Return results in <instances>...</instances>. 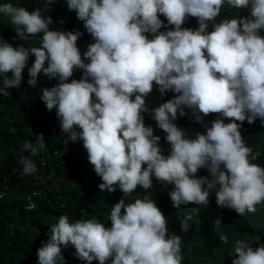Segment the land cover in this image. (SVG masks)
Listing matches in <instances>:
<instances>
[{
    "label": "clouds",
    "instance_id": "obj_1",
    "mask_svg": "<svg viewBox=\"0 0 264 264\" xmlns=\"http://www.w3.org/2000/svg\"><path fill=\"white\" fill-rule=\"evenodd\" d=\"M54 3L45 0L43 9L31 11L0 4L14 39L29 43L40 37L39 46L29 47L0 40V95L19 88L26 67L31 87L41 73L57 80L41 89L40 98L49 112L56 110L63 143L82 141L102 181L100 191L119 189L123 196L110 209V227L95 217L70 221L60 215L37 249V264H66L62 247L69 246L87 264H183L182 238L169 234L161 204L147 195L126 202L138 186L152 188L153 177L165 185L170 206L185 214L178 217L185 233L189 221L195 232L213 193L218 207L243 219L259 210L264 166L254 163L260 153L245 143L241 128L245 121L264 123V0H66L92 40L83 54L77 45L81 31L50 28L53 19L46 13ZM225 5L250 15L217 20ZM189 17L197 19V28L183 27ZM30 56L35 59L28 67ZM76 70L81 77L70 79ZM154 86L161 97L174 95L149 109L146 98ZM185 109L203 132L188 136L178 126ZM144 113L166 133L167 155ZM210 114L216 118L205 122ZM45 147L43 133L34 143L23 142V176L37 172L32 157ZM201 169L209 175L199 176ZM32 195L28 210L48 197ZM221 225L217 217L212 230L227 244V235L219 236ZM230 251V264H264V235H242Z\"/></svg>",
    "mask_w": 264,
    "mask_h": 264
},
{
    "label": "trees",
    "instance_id": "obj_2",
    "mask_svg": "<svg viewBox=\"0 0 264 264\" xmlns=\"http://www.w3.org/2000/svg\"><path fill=\"white\" fill-rule=\"evenodd\" d=\"M3 3H11L31 11L36 8L43 9L45 0H0V4ZM46 15L53 19V24L50 25L53 30L81 31L83 35L78 39L77 45L81 54L87 50V45L92 42L91 37L84 29L83 22L76 18L75 12L68 10L66 0H56ZM236 15L248 16L250 12L248 9H230L225 5L217 20ZM160 19L167 24L163 16ZM61 20L64 21L63 24L60 23ZM13 27L10 18L0 13V40L5 39L14 47L24 44V41L14 39L16 33ZM183 27L197 28V19L189 17ZM261 35H264V30H261ZM39 38L36 36L24 46H39ZM34 59V56H30L28 67ZM81 75L82 72L76 70L70 79H79ZM28 79L26 67L19 88L10 89L8 97L0 95V264H37V249L41 247L42 241H47L46 233L50 225L62 214H68L70 221L95 217L104 222L106 227H110V209L123 196L119 189L114 193L100 191L98 185L102 181L89 163L82 141H69L67 145L63 143L66 134L61 131L56 110L49 112L40 98L42 88L52 87L58 81L49 80L41 73L36 87H31L27 83ZM173 95L169 91L161 97L154 86L153 93L146 98V105L152 109ZM185 111L188 114L179 117L181 124L178 126L184 131L187 130L188 136H193L196 131L203 132L202 124L194 120L191 111ZM143 115L146 126H152L154 134L161 137L160 145L163 154L167 155L169 146L165 140L166 133L156 127L150 114ZM215 118V114L203 117L205 122ZM241 132L245 143L254 152L260 153L254 163L264 166V123L257 119L249 125L245 121ZM41 133L44 135L46 147L32 157L37 172L23 176V166L18 164L21 155H28L27 152H21L23 142L29 140L34 143L35 135ZM198 172L199 176L209 175L206 169ZM164 186L153 177L152 188L145 191L138 186L126 198V202H134L135 197L143 198L147 195L161 204L163 209H160L168 221L169 234L175 233L182 238L183 264H230L233 258L230 248L240 236L264 235V203L257 205L260 209L243 219L234 210L228 212L227 208L218 207L215 193L209 196V206L202 209L201 217L194 226L195 232L191 233L192 226L189 221L190 229L185 233L180 229L181 221L178 218L185 214L170 206L168 202L171 199H167ZM32 191H41L48 197L28 210V203L34 199ZM217 217L222 220L219 236L221 233L226 234L227 244L216 238L215 231L212 230ZM197 244H200L198 248ZM74 253L72 246L66 249L62 247L66 264H87L86 261L77 259ZM92 264H99V261H93Z\"/></svg>",
    "mask_w": 264,
    "mask_h": 264
}]
</instances>
